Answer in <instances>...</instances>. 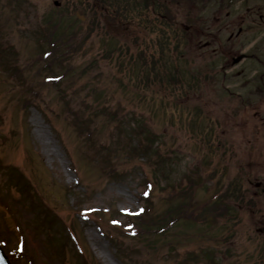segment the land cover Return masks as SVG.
Wrapping results in <instances>:
<instances>
[{
  "label": "rangeland",
  "instance_id": "1",
  "mask_svg": "<svg viewBox=\"0 0 264 264\" xmlns=\"http://www.w3.org/2000/svg\"><path fill=\"white\" fill-rule=\"evenodd\" d=\"M218 1L0 0V45L15 48H0L5 64L14 57L19 66L28 63L40 51L39 30L50 20L60 26L59 38L83 33L79 49L62 62L71 65L68 75L44 86L28 108L24 102L34 96L25 89L38 80L35 69L46 64L20 72L28 79L23 85L0 63V191L14 198L10 208L0 201V224L16 228L14 242L25 237L36 264H65L45 240L55 231L52 210L67 220L54 233L70 246L66 230L74 207L86 212L73 225L96 264H261L264 198L256 182L264 186V165L259 142L249 144L247 126L228 115ZM95 2H110L124 14H96ZM191 13L193 24L184 18ZM247 158L258 159L249 164ZM111 164L122 173L111 176ZM10 165L36 195L10 189ZM145 176L156 181L153 196L161 211L183 199H168L167 189L194 182L196 205L211 200L199 211L205 220L181 218L160 242L156 236L109 237L90 213L116 211L120 218L138 212ZM38 200L48 212L35 208ZM168 240L177 242L176 250L162 244ZM79 261L69 254L66 264Z\"/></svg>",
  "mask_w": 264,
  "mask_h": 264
},
{
  "label": "flooded vegetation",
  "instance_id": "2",
  "mask_svg": "<svg viewBox=\"0 0 264 264\" xmlns=\"http://www.w3.org/2000/svg\"><path fill=\"white\" fill-rule=\"evenodd\" d=\"M214 5L224 11L222 40L227 92L231 100L238 99L229 106L228 115L233 118V114L238 115L242 127L247 126L249 144L252 140L259 142L258 155H262L259 162L264 165V0H219ZM193 15L184 18L193 24ZM217 15L221 17V12ZM181 25L187 30L190 28L183 20ZM255 160L247 158V162ZM256 186L257 195L263 201L264 186L261 181ZM261 212L260 233L264 235V209ZM261 249V264H264V239Z\"/></svg>",
  "mask_w": 264,
  "mask_h": 264
},
{
  "label": "trees",
  "instance_id": "3",
  "mask_svg": "<svg viewBox=\"0 0 264 264\" xmlns=\"http://www.w3.org/2000/svg\"><path fill=\"white\" fill-rule=\"evenodd\" d=\"M59 27L60 26L58 24H55L52 22V20H50L43 28L39 30L40 36L38 38L42 40V44L40 42V51L32 60V62L34 64H39L41 62H44L46 64L45 67H39V70L48 67H50L51 70H57V68L59 67V69H63V75H66L68 74L67 71L71 69V65H64L62 64V62L66 61L79 49V44L82 43L83 33L64 32L66 37L59 38L56 36V30L59 29ZM120 50L122 51V49ZM64 67H66V69ZM93 132L94 129L91 130V133ZM110 153L112 152L109 151V155ZM109 155H105L107 161L110 160L108 159ZM149 183V181H145V184L149 185ZM190 183H192V185H188L180 189L174 188L170 192V199H176L178 197H181L183 199L177 206L175 204H172L168 207L169 209H166L164 211L154 209L152 194L150 190L148 191V193L144 192L143 211L130 217L126 228L121 232L127 236L149 239L153 236H166V234L168 233L166 231L178 219L182 218L186 220H199L201 218L202 220H205V216L202 215L198 218V214L199 211L204 207L206 208V206L211 201L209 200L205 204L197 206L193 196V190L195 189L196 184L194 182ZM219 205L220 203L217 204V206Z\"/></svg>",
  "mask_w": 264,
  "mask_h": 264
},
{
  "label": "water",
  "instance_id": "4",
  "mask_svg": "<svg viewBox=\"0 0 264 264\" xmlns=\"http://www.w3.org/2000/svg\"><path fill=\"white\" fill-rule=\"evenodd\" d=\"M0 264H9L7 257L5 256L3 250L0 247Z\"/></svg>",
  "mask_w": 264,
  "mask_h": 264
},
{
  "label": "bare ground",
  "instance_id": "5",
  "mask_svg": "<svg viewBox=\"0 0 264 264\" xmlns=\"http://www.w3.org/2000/svg\"><path fill=\"white\" fill-rule=\"evenodd\" d=\"M89 255H90V251H89V253H87V256L89 257Z\"/></svg>",
  "mask_w": 264,
  "mask_h": 264
}]
</instances>
